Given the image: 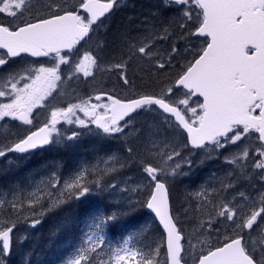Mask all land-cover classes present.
I'll return each mask as SVG.
<instances>
[{
    "label": "snow or ice",
    "instance_id": "1",
    "mask_svg": "<svg viewBox=\"0 0 264 264\" xmlns=\"http://www.w3.org/2000/svg\"><path fill=\"white\" fill-rule=\"evenodd\" d=\"M165 3L174 5L168 10L175 11L177 18L135 29V34L120 32L110 44L98 40L97 49L105 52L111 47L114 56L110 59L116 63L107 70L117 73L124 88L133 83L129 69L140 61L162 73L173 68L176 61L180 71L171 82H164L158 93L145 92L131 98L100 89L79 103L51 111L49 122L37 130H30L11 143H0V158L13 153L27 154L57 143L65 138L57 127L63 117L67 123H78L84 129L95 125L98 136L125 140L126 156L121 168L127 167L128 162L139 166L146 191L142 193L144 198L135 202L127 193L136 189L118 188L115 183H102L100 178L89 181L85 179L89 171L85 166L62 184L53 175L52 187L60 185L67 189L69 200L83 202L96 194L109 201L103 210L91 215L89 226L95 231L82 235L81 246L65 264H160L162 249L165 264H189L192 239L180 226L170 183L187 175L184 168L190 172L193 161L182 154L176 136L184 138L183 149L189 153L199 150L208 158L235 146L238 151L225 157V163L245 179L258 170L264 183V0H165ZM116 6L117 0H79L78 6L70 9L58 0H0L3 17L0 98L8 101L0 102V121L11 118L32 125L33 109L52 96L62 76L70 78L62 65L71 68L74 64L73 75L81 73L95 79L90 68L99 71L104 57L82 50ZM165 41L168 50L162 56L159 44ZM173 41L183 44L177 46ZM78 54H82V60L76 59ZM25 57L34 58L35 66L12 67L21 64ZM42 59L50 60V65L45 66ZM180 60L184 63H179ZM77 110L90 118H69ZM138 115L153 117L163 131L149 129L148 135L140 131L135 139L127 140L126 130ZM80 135L73 131L66 139L74 141ZM253 137L258 141L254 148L248 144ZM250 153L254 157L251 160ZM109 158L120 163L115 153ZM96 171L98 177L104 175L103 171ZM116 193L120 194L119 200ZM194 196L206 201L208 189L197 191ZM239 196L247 200L244 192ZM138 206L153 214L161 228L159 239L153 237L145 222L143 226L136 225V231L127 236L121 233L122 241L110 249L108 256H101L107 236L121 227L127 231L128 221ZM23 207L15 199H0V210L7 216L0 222V264H6L15 252V233ZM200 207L197 203L192 211ZM215 207L217 218H209L199 226L211 234L218 231L217 223L223 222L230 225L228 234L215 247L201 250L193 258V264H264V243L253 239L254 235L264 233V192L247 209L232 205L231 201ZM40 223V219H34L31 226ZM133 240L139 246L132 245Z\"/></svg>",
    "mask_w": 264,
    "mask_h": 264
},
{
    "label": "rangeland",
    "instance_id": "2",
    "mask_svg": "<svg viewBox=\"0 0 264 264\" xmlns=\"http://www.w3.org/2000/svg\"><path fill=\"white\" fill-rule=\"evenodd\" d=\"M45 2H47V0H45ZM58 2L70 9L74 6H78L79 0H58ZM121 2L122 0L119 1V4ZM163 9L167 10L168 4H163ZM0 19H3V17L0 16ZM102 26L103 25L100 27ZM180 44L182 45L183 41H180ZM97 50V46L93 41H90L82 52L92 51L93 54L96 55ZM159 50L162 56L166 53L165 47H162L161 45H159ZM82 58V54L76 56V59L78 60H82ZM180 61L184 62L183 60ZM42 63L45 66H49L51 61L42 60ZM173 65L174 67L169 68L166 73L161 72L162 75L167 76L172 73L176 67L175 63H173ZM34 66L33 61L25 58L21 64L13 65L12 67L20 68ZM149 66L150 68H154L151 65ZM61 68L70 78H64L62 76V81L56 84V90L53 92L52 96L39 102L37 107L33 109L32 125H23L22 122H19V125L11 118H6L5 121H0V143H11L12 140L27 134L30 130L38 129L41 125L43 126V124L49 122L51 111L59 107H66L71 103H79L81 99H87L88 96H94L100 89L113 92L121 98H127L119 95L114 86L107 87L109 84H117L116 80L111 79V77L116 76L117 73L105 74L103 79L97 80L83 77L81 73L73 75L72 70L75 68L74 64L71 68L64 65H62ZM90 70L96 75L95 69L90 68ZM154 70L156 69L154 68ZM0 102L8 101L5 98H0ZM95 102L96 101L93 100V103ZM69 118L74 120H88L90 117L86 116L84 112L77 110L75 115L70 116ZM60 121L61 122L57 127L65 138L60 139L57 143L51 144L48 148H59L64 142H76L81 136H84L93 144V149L90 150L88 155L79 156V158L75 160L76 165L71 170H64V165L55 158H52L49 162H47L48 159L46 158L41 161V158L50 154V152L47 151L48 148L23 157L9 154L6 158H0V177L4 176L5 179V187L0 189V194H2L0 195V199H15L24 206L27 202L29 205L28 208L33 205L41 206L42 204L52 209H56L61 205L65 206L73 201L68 199L67 189L60 185H57L56 188L52 187V184L54 183L53 175L56 179H59L62 184L65 180H70L75 175L76 170L81 168V166H85L89 169V171L85 173V179L91 181L100 178L102 183H115L118 188H134L136 189L135 192L127 193L134 202L144 198L142 193L145 192L146 189H144L143 186L142 174L139 166L128 162L127 167L121 168V163L124 162L126 156V153L123 151L125 140L121 138L109 139L104 136H98L96 134L97 129L95 125L90 124L88 129H84L81 128L78 123H67L63 117L60 118ZM131 124L132 127L126 130L128 133L127 140L129 141L135 139L140 131L145 132V135L149 134V129L152 131H163L158 128L159 121L154 120L151 116L144 119H138L135 116V119L132 120ZM73 131H78L81 135L77 140L68 141L66 137L71 135ZM53 135L55 136V134ZM165 135L171 137L172 134L165 133ZM175 140L176 143L181 146L182 154L193 161V166L190 172L187 167L184 168V171L188 173L187 175L177 177L170 183L171 198L180 226L183 227L185 233L192 239V258L189 259V264H193V258L199 255L201 250L207 251L209 248L216 246L217 243L222 242L224 236L228 234L230 225L223 222H218L216 225L218 231L213 230L211 234L204 231L199 226L209 218H217V209L215 206L231 201L232 205L238 204L239 208L247 209L251 201L253 199H258L259 193L264 192V183H261L260 181L258 170L250 172L245 179L242 175L238 174L230 164L225 163V157L238 151L235 146H229L228 150L223 152V154L213 153L212 158H208L206 154L201 151H192L189 153L187 149H183L184 138L182 136H176ZM111 143L118 144L113 149L115 154L120 158V163H116L109 158L113 153L109 155L104 151V148L108 147ZM248 144L254 148L258 146V141L253 137L248 141ZM55 155L56 151H53L52 156L54 157ZM253 158L254 157L250 153L249 160ZM33 159H37L41 163H39V166L35 171H25L23 169L24 166L26 167ZM113 167L117 168L118 171H107ZM96 169L103 171L104 175L98 177ZM16 172L22 173V176L20 177L22 180L21 182L13 179ZM131 181H137V183H131ZM229 183H231L232 187H223V185ZM203 189H208V199L206 201L194 196V193L202 191ZM240 192L245 193L247 200H242L240 198ZM115 195L116 199L119 200L120 194L116 193ZM86 201L94 202L97 211L103 210L104 204L109 202L96 194L87 198ZM197 203H200L201 207L197 211H192V208H194ZM139 209L140 207L138 206L135 214H137ZM185 209H188L187 213H185ZM38 214H41V209H38L35 213L26 212L22 209V215L25 217L23 218V216H20L17 224V231L15 233L17 239L15 242V252L13 254L14 258H22L24 255H27V248L31 244L29 240H31V236L33 235L32 230L36 227L31 226V221L34 219H40V217L35 216ZM144 221L146 220L144 219ZM90 222V218L84 221V230L88 229L86 232L95 231L94 228L89 226ZM149 223L150 222H147L148 225ZM132 232H135V230H129L127 235ZM253 239L258 243H264V233L254 235ZM121 241L122 239L114 242L111 249H114ZM80 246L81 243L70 246L69 249L65 250L66 255L58 264H65L67 260L74 256L76 249ZM185 247H187V245H185Z\"/></svg>",
    "mask_w": 264,
    "mask_h": 264
},
{
    "label": "trees",
    "instance_id": "3",
    "mask_svg": "<svg viewBox=\"0 0 264 264\" xmlns=\"http://www.w3.org/2000/svg\"><path fill=\"white\" fill-rule=\"evenodd\" d=\"M163 4H166L165 0H122L116 11L107 17L109 27L105 30H102L103 28L97 29L96 35L92 40L93 43L97 46V41L99 40L110 44L113 38L120 32L133 31V34H135V29H139L141 27L150 28L157 25L159 22L177 18L178 14L175 11L168 10L169 8L174 7V5L168 4V9L164 10ZM173 42L177 43V46H181L180 41ZM159 45L165 47V51L167 52V41L161 42ZM96 55L103 56L104 62L101 64L100 70L96 71L95 79L101 80L104 78L105 74H116L114 71L107 70L112 64L116 63L115 59H110V56H114L111 47H109L105 52H99L97 50ZM173 63H175L176 66L177 62L173 61ZM179 63L182 64L184 62L179 61ZM177 71H180V69L175 67L172 73L165 76L162 75L161 72L154 70V68H150L148 64L140 61L133 64L132 68L129 69V76L133 81L130 87H122L117 74L116 76L111 77V79L117 81V84H109L107 87L114 86L119 95L127 98H131L145 92L158 93L163 83L171 82ZM136 117L138 119H144L149 116L138 115ZM117 145L118 144L116 143H111L108 147L104 148V151H106L109 155L115 153L113 148ZM92 149L93 144L86 137L81 136L76 142H64L59 148H48L47 151H49L50 154L41 158V161L46 158L48 159L47 162H49L52 158H55L64 165V170H71L76 165L75 160L78 159L79 156L88 155ZM53 151H56V155L54 157L52 156ZM39 163H41L39 160L33 159L26 167L24 166L23 169L25 171H35L39 166ZM21 176V172H16L13 179L21 182ZM4 187L5 179L4 176H2L0 177V189H3ZM95 205L96 204L94 202H87L84 200L83 202L73 201L65 206L61 205L56 209L47 207L44 204L41 206L33 205L28 208L29 205L26 202L23 208L26 212L35 213L38 209H41V214L35 215L40 217L41 223L36 225V227L32 230L33 235L31 236V240H29L31 244L27 248V255H24L22 258H14V256L11 255L7 258L6 264L60 263L66 255L65 250L69 249L70 246L82 243V235L88 231V229L84 230V221L90 218L91 215L95 214L97 211ZM24 217L25 216H23V218ZM6 218L7 216L5 211L0 210V221L5 220ZM144 219L146 221H144ZM145 222H150L148 226L151 229L153 237L159 239L161 235L160 226L155 222L153 216L148 213L146 208L140 207L137 214H134L133 217L129 219L127 231L124 230V227H121L117 229L115 233L107 236L106 246L100 255L108 256L114 242L122 239L121 233L126 236L129 230L136 231L135 226H143ZM132 242L133 245H136V241ZM159 259L160 264H165L166 258L163 249L160 252Z\"/></svg>",
    "mask_w": 264,
    "mask_h": 264
},
{
    "label": "flooded vegetation",
    "instance_id": "4",
    "mask_svg": "<svg viewBox=\"0 0 264 264\" xmlns=\"http://www.w3.org/2000/svg\"><path fill=\"white\" fill-rule=\"evenodd\" d=\"M109 27V24H108V21L105 23V24H103V26L102 27H99V29H101V28H103L102 30H105V29H107ZM25 58H27V59H29V60H31V61H33V58H30V57H25ZM43 60V59H42ZM44 61H48V60H44ZM16 121V120H15ZM17 122V124H19L20 125V123H19V121H16ZM44 125V124H43ZM42 126V125H41ZM42 151V150H41ZM15 155V154H14ZM21 154H17L16 156H19V157H23V156H20ZM26 156V155H25Z\"/></svg>",
    "mask_w": 264,
    "mask_h": 264
},
{
    "label": "water",
    "instance_id": "5",
    "mask_svg": "<svg viewBox=\"0 0 264 264\" xmlns=\"http://www.w3.org/2000/svg\"><path fill=\"white\" fill-rule=\"evenodd\" d=\"M117 1H118V0H117ZM115 9H116V7L114 8L113 12L115 11ZM113 12H112V13H113ZM33 59H34V58H33ZM36 130H37V129H36ZM49 146H50V145L45 146V147H42V148H38V149H36V150L31 151L30 153H32V152H38V151H40V150H44V149L48 148ZM30 153H27V154H30ZM16 154H19V153H16ZM27 154H21V155H27ZM147 211H148L149 214H151V215L153 216V214L151 213L150 210L147 209Z\"/></svg>",
    "mask_w": 264,
    "mask_h": 264
},
{
    "label": "bare ground",
    "instance_id": "6",
    "mask_svg": "<svg viewBox=\"0 0 264 264\" xmlns=\"http://www.w3.org/2000/svg\"><path fill=\"white\" fill-rule=\"evenodd\" d=\"M137 129V128H136ZM107 145V144H106ZM194 151H199V150H194ZM92 172V171H91ZM139 195V194H138ZM64 200V199H63Z\"/></svg>",
    "mask_w": 264,
    "mask_h": 264
}]
</instances>
